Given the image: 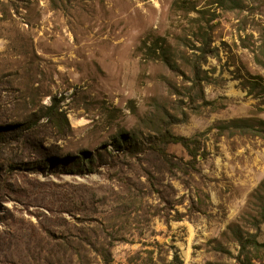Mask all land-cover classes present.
<instances>
[{
	"label": "rangeland",
	"instance_id": "obj_1",
	"mask_svg": "<svg viewBox=\"0 0 264 264\" xmlns=\"http://www.w3.org/2000/svg\"><path fill=\"white\" fill-rule=\"evenodd\" d=\"M240 120L264 121V0H0V264H250Z\"/></svg>",
	"mask_w": 264,
	"mask_h": 264
},
{
	"label": "trees",
	"instance_id": "obj_2",
	"mask_svg": "<svg viewBox=\"0 0 264 264\" xmlns=\"http://www.w3.org/2000/svg\"><path fill=\"white\" fill-rule=\"evenodd\" d=\"M232 127L236 130H239L243 134H254V135H260L264 137V121H261L258 124V127H256L251 121H235L232 123ZM4 140V137L0 135V141ZM172 140L177 143H181L187 150L190 152V155L193 157L191 148L189 146V140L185 138H177V137H172ZM166 155V153H164ZM264 196V183L262 184V187L260 188V191L257 194V197H262ZM264 223V207L262 209V213L260 214L259 219H255L253 227L255 228L254 230L259 231L261 224ZM239 234V233H238ZM239 243L241 246V251H240V257L243 258L245 257L246 260L249 261L250 264H253L254 259H250L249 255L252 253H255L256 255H260L264 251V243H261L258 240V234H253V233H248L246 237L242 236L239 234Z\"/></svg>",
	"mask_w": 264,
	"mask_h": 264
}]
</instances>
